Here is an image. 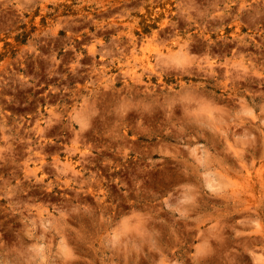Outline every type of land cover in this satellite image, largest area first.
I'll use <instances>...</instances> for the list:
<instances>
[{
    "label": "rangeland",
    "instance_id": "rangeland-1",
    "mask_svg": "<svg viewBox=\"0 0 264 264\" xmlns=\"http://www.w3.org/2000/svg\"><path fill=\"white\" fill-rule=\"evenodd\" d=\"M263 137L264 0H0V264H264Z\"/></svg>",
    "mask_w": 264,
    "mask_h": 264
},
{
    "label": "bare ground",
    "instance_id": "bare-ground-1",
    "mask_svg": "<svg viewBox=\"0 0 264 264\" xmlns=\"http://www.w3.org/2000/svg\"><path fill=\"white\" fill-rule=\"evenodd\" d=\"M130 5H131V3H130ZM251 7L253 8V6H251ZM239 10H241V8H240ZM254 10H255V8H254ZM258 10H259V9H258ZM250 11H251V10H250ZM251 12H253V10H252ZM257 12H259V11H256V13H257ZM247 14H248V13H247ZM251 15H252V14L250 13L249 16H251ZM252 16L254 17V15H252ZM163 27H164V26H163ZM171 27H173V26H171ZM165 29H166V28H165ZM160 31H161V30H160ZM152 32H153V31H152ZM155 32H156V31H155ZM150 34H151V32H150ZM145 35H146V34H145ZM158 35H159V34H158ZM146 36H147V35H146ZM158 37H159V36H158ZM153 38H154V37H153ZM247 41H248V40H247ZM159 42H160V41H159ZM192 42H193V41H192ZM119 43H120V42H119ZM185 44H187V43H185ZM237 45H238V44H236V48H238ZM187 46H188V45H187ZM238 46H239V45H238ZM179 47H180V46H179ZM179 47H178V48H179ZM181 47H182V46H181ZM209 47H210V46H209ZM118 48H119V47H118ZM212 48H213V47H212ZM240 49H241V48H240ZM245 49H247V48H245ZM174 50H175V49H174ZM177 50H178V49H177ZM222 50H223V48H222ZM236 50H237V49H236ZM118 52H119V51H118ZM120 52H121V51H120ZM210 52H211V51H210ZM219 52H220V51H219ZM237 52H238V51H237ZM179 53H180V52H179ZM212 53H213V52H212ZM173 54H175V53H173ZM203 54H204V53H203ZM167 56H168V55H167ZM179 56H180V55H179ZM183 57H184V56H183ZM206 58H207V57H206ZM171 59H172V57H171ZM195 62H196V61H195ZM202 62H203V60H202ZM204 62H205V61H204ZM174 63H175V62H174ZM198 63H199V62H198ZM161 65H162V64H161ZM163 65H164V64H163ZM167 65H168V63H167ZM178 66H179V65H178ZM184 66H185V65H184ZM188 66H189V65H188ZM200 66H201V68H202V65H200ZM200 66H199V67H200ZM211 66H212V67H214V66L216 67V65H214V66L211 65ZM211 66H210V67H211ZM165 67H166V66H165ZM206 67H207V66H206ZM206 67H204V68H206ZM207 68H208V67H207ZM178 69H179V68H178ZM209 69H210V68H209ZM175 70H176V69H175ZM183 70H185V69H183ZM227 70H228V69H227ZM167 71H168V70H167ZM188 71H190V70H188ZM202 71H203V70H202ZM230 71H231V70H230ZM243 71H244V70H243ZM214 72H215V71H214ZM217 72H218V71H217ZM228 72H229V70H228ZM231 72H232V71H231ZM190 73H191V72H190ZM235 73H236V72H235ZM240 73H241V72H240ZM230 74H231V73H230ZM230 74H228V75H230ZM195 75H196V74H195ZM203 75H204V74H203ZM207 75H208V74H207ZM217 75H219V74H217ZM232 75H233V74H232ZM234 75H237V74H234ZM244 75H245V74H244ZM224 76H225V75H224ZM240 76H241V75H240ZM242 76H243V75H242ZM207 77H208V76H207ZM220 77H223V76L220 75ZM228 77H229V76H228ZM243 77H244V76H243ZM247 77H249V76H247ZM253 77H255V76H253ZM258 77H259V76H258ZM230 78H233V77L231 76ZM237 78H238V76L236 77V79H237ZM250 78H251V79H254V78H252V77H250ZM255 78H256V77H255ZM233 79H234V78H233ZM240 79H242V77H241ZM240 79H239V80H240ZM256 79H257V78H256ZM212 80L214 81V79H212ZM239 80H238V81H239ZM213 81H212V82H213ZM242 81H243V80H242ZM256 81H257V80H256ZM258 81H259V80H258ZM203 82H204V81H203ZM223 83H224V82H223ZM177 84H178V83H177ZM212 85H213V84H212ZM209 87H210V85H209ZM204 88H206V87H204ZM228 88H229V87H228ZM148 89H149V88H148ZM201 89H202V88H201ZM178 90H179V89H178ZM187 90H189V89H187ZM168 91H169V90H168ZM175 91H176V90H175ZM205 91H206V90H205ZM176 92H177V91H176ZM186 92H188V91H186ZM191 92H192V89H191ZM208 92H209V91H208ZM236 92H237V91H236ZM149 93H150V92H149ZM183 93H184V92H183ZM188 93H189V92H188ZM200 94H201V93H200ZM204 94H205V93H204ZM234 94H235V93H234ZM145 95H146V94H145ZM163 95H164V94H163ZM175 95H176V94H175ZM187 95H188V94H187ZM225 95H226V94H225ZM148 96H149V95H148ZM173 96H174V95H173ZM150 97H151V96H150ZM171 97H172V95H171ZM210 97H211V96H210ZM226 97H227V96H226ZM146 98H147V97H146ZM165 98H166V97H165ZM228 98H229V97H228ZM157 99H158V98H157ZM166 99H167V98H166ZM152 100H153V96H152ZM167 100L169 101V99H167ZM222 100H223V98H222ZM163 101H164V100H163ZM163 101H162V102H163ZM225 101H226V100H225ZM156 102H158V101H156ZM166 103H167V101H166ZM184 109H185V108H184ZM185 111H186V110H185ZM243 125H245V124H243ZM215 126H216V125H215ZM246 126H247V125H246ZM237 127H238V125H237ZM240 127L242 128V124L239 126V128H240ZM214 128H215V127H214ZM233 128H234V127H233ZM241 128H240V129L237 128V129H238L237 131H240ZM243 129H244V126H243ZM245 130H246V129H245ZM245 130H244V131H245ZM212 131H213V130H212ZM220 131H221L220 129H219V131H218V129H217V132H220ZM246 131H247V130H246ZM217 132H215V133H217ZM234 132H235V131H234ZM240 132H241V131H240ZM247 132H248V131H247ZM222 133H223V132H222ZM236 133H237V132H236ZM242 133H243V130H242ZM244 133H246V132H244ZM244 133H243V135H244V137H246ZM212 134H213V133H211V135H212ZM219 134H220V133H219ZM237 134H238V133H237ZM247 134H248V133H247ZM249 134H250V133H249ZM220 135H221V134H220ZM243 135H242V136H243ZM214 136H216V135H214ZM208 138H210V137H208ZM216 138H217V137H216ZM218 138H219V136H218ZM263 138H264V137H263ZM246 139H247V138H246ZM224 140H226V139H224ZM247 140H248V139H247ZM254 140H255V139H254ZM254 140H251V141H254ZM210 143H211V142H210ZM250 143H251V142H250ZM250 143H249V144H250ZM253 143H254V142H253ZM212 145H215V144H212ZM235 145H236V144H235ZM244 145H245V144H244ZM247 145H248V143H247ZM250 145H251V144H250ZM251 146H252V145H251ZM212 147H213V146H212ZM214 147H216V146H214ZM246 147H247V146H246ZM246 147H245V148H246ZM217 148H218V147H217ZM251 149H252V148H251ZM241 150H242V149H241ZM242 151H243V150H242ZM244 151H245V150H244ZM233 153H234V152H233ZM239 153L241 154V152H239ZM243 153H244V152H243ZM243 153H242V154H243ZM255 153H256V152H255ZM242 154H241V155H242ZM245 154H246V153H245ZM248 154H249V153H248ZM235 155H236V153H235ZM235 155H234V157H235ZM245 156H246V155H245ZM244 158H245V157H244ZM248 158H249V157H248ZM249 159H250V158H249ZM243 160H244V159L242 158V161H243ZM235 161H236V160H235ZM237 162H240V161H237ZM237 164H238V163H237ZM239 164H240V163H239ZM250 164H251V163H250ZM240 166H241V165H240ZM248 166H249V164H248ZM242 168H243V166H242ZM248 168H249V167H248ZM253 193H254V192H253ZM235 198H236V197H235ZM230 202H231V201H230ZM239 202H241V201H239ZM244 203H245V202H244ZM255 203H256V202H255ZM257 206H258V205H257ZM263 208H264V207H263ZM241 215H242V214H241ZM242 217L245 218L244 216H242ZM248 217H249V216H248ZM244 223H245V221H244ZM253 236H254V235H253ZM249 237H250V236H248V238H249ZM256 237H257V236H256ZM250 238H251V237H250ZM262 238H263V237H261V239H262ZM254 239H255V238H254ZM257 239H259V238H257ZM243 240H244V238H243ZM263 240H264V239H263ZM252 241H253V240H252ZM255 241H256V240H254V242H255ZM258 242H259V241H258ZM263 244H264V243H263ZM263 247H264V246H263ZM252 248H253V247H252ZM250 249H251V248H250ZM250 249H249V250H250Z\"/></svg>",
    "mask_w": 264,
    "mask_h": 264
}]
</instances>
